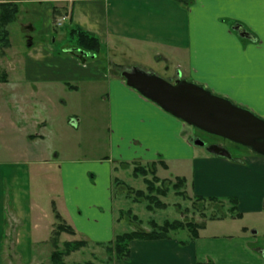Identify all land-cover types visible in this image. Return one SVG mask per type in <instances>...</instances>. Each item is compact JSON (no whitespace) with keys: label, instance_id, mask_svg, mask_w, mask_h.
I'll use <instances>...</instances> for the list:
<instances>
[{"label":"crops","instance_id":"obj_1","mask_svg":"<svg viewBox=\"0 0 264 264\" xmlns=\"http://www.w3.org/2000/svg\"><path fill=\"white\" fill-rule=\"evenodd\" d=\"M32 2H52V15L66 8L64 20L96 36L101 53L104 51L107 59L109 74L100 76L99 65L94 61L84 66L76 64L79 71L84 70L79 77L62 66L36 64L46 58L52 59V49L40 47L39 54L33 56L30 53L33 48L28 46L31 50L21 66L23 80L11 85L13 89L6 90V83L0 84L3 87L0 122L8 139L12 133L18 142L42 146L45 139L53 137L49 129L53 123L44 118L28 117L32 108L22 113L21 99L18 96L9 99L7 95L16 92L22 95L27 90L43 93L46 87L58 89L63 88V84L78 90L82 85L106 81L109 127L115 133L110 155L114 154L116 162L126 170L131 165L154 163L159 179L183 178L189 199L216 201L210 202L211 208L222 211L219 215L211 214L212 219L199 222L202 226L197 230L196 239L190 240L188 233L184 236L175 233L165 240H134L129 244L128 258L114 264H264V156L248 149L247 153L231 154V158L208 153L192 142V133L187 134L184 123L126 87L113 74L114 66L143 71L144 66H160L173 77L171 82L179 74L182 80L203 86L264 120V8L261 7L264 0ZM239 28L248 36H241ZM25 61H32L33 65ZM126 63L131 68L124 66ZM61 69L69 74L62 79L51 74ZM46 72L49 74H42ZM35 104L42 106L44 114L50 116L52 98ZM9 105H20L19 112H10ZM93 117L98 121L96 111ZM44 148L42 158L35 156L33 165L41 166L38 173L43 181L49 179L48 173L57 171L59 209L75 235L96 244L100 239L111 242L116 235L111 200L113 174L117 170L112 165L114 161H104L106 183L101 187L96 180L98 158L89 160L92 162L63 160L65 158L51 147L55 156L50 160L46 152L50 148ZM18 166L21 164L0 165V257L4 248L1 245L9 243L11 231L14 233L13 248L22 264H35V254L49 244V207L53 200L48 199L46 207L42 206L41 199L34 202L27 180L30 172L20 171ZM161 173H169L172 178L162 177ZM4 182L9 193L5 191ZM99 189L106 204L103 211L97 212L94 209L98 204L93 203ZM231 201L239 217L229 213ZM103 212L106 215L104 227L100 224Z\"/></svg>","mask_w":264,"mask_h":264},{"label":"rangeland","instance_id":"obj_2","mask_svg":"<svg viewBox=\"0 0 264 264\" xmlns=\"http://www.w3.org/2000/svg\"><path fill=\"white\" fill-rule=\"evenodd\" d=\"M7 1L17 4L18 10L15 21L7 27L8 45L5 48L0 46V75L4 76V81L0 82V84L6 83L4 85L6 90L13 89L11 85H14L16 81L23 80L21 76V66L29 50L33 48L30 53L36 56L39 54L40 47L43 46L52 49L51 54L53 58H46L41 62H35L36 64L45 67L62 66L63 68L65 67L66 70L70 69V74L79 77V74L84 70L79 71V67L76 64L79 63V65L84 66V64L87 63L93 64L94 61L99 65L97 66V70L100 76L109 74L105 62L107 59L105 55L103 56L104 51L102 53L100 51L98 55H94L93 59H88L89 57L82 58L79 51L75 49L74 41L68 36V31L72 26L66 20L63 21L61 19L67 14L66 8H63L62 11L58 10L57 13H59V15L57 16V13L53 15L51 13L54 5L52 2L38 3L32 2V0H0V3ZM29 45H31V49L28 48ZM25 62L28 65H33L32 61ZM128 64L129 63H126L124 66L131 68V65ZM142 68L146 72L153 73L166 81H171L173 78L167 75L165 69L160 66H144ZM62 69L60 70L61 72L52 71L51 74H55L58 79H62V77L69 74ZM27 74L29 75L30 73ZM42 74L46 75L49 73L46 72ZM113 74L119 77V74L114 72V68ZM37 76L40 75L37 74ZM66 82L68 81H65V83ZM62 86L63 88L58 87V89L56 87H46L42 89L43 93H39V91L34 89L35 91L32 92L31 90H27V92L25 91L22 95L18 92H16L15 95L13 93L7 95L9 99H13L14 96H18L21 99L22 105H24L22 106V113L29 112L30 108H32V113H28V117H35L37 120L44 118L53 123L49 128L53 131V137L51 138L49 136L45 139L42 142V146H36L30 142H18L16 139L17 136H13L12 133L10 134V139H8L9 136L6 133L7 131L0 122V165L8 166L14 163L21 164V166H18L20 171L24 170L30 172V174L27 175V180L32 200L35 202L36 199H41L43 207L47 206L48 199H50V201L53 200L49 207L51 215V219H49L51 226L50 237L55 225L53 207L61 217L63 223L70 228L72 227L59 209L60 200L57 198L59 194V180L57 171L53 170V172L48 173L49 179L43 181L44 178H41L38 173V171L41 170V166H39L38 163H34L33 165L35 156L38 157L40 155V159L42 158L45 146L50 148L49 151H46L50 154V160L55 156V152H51V147H54L55 150L60 153L61 157L65 158L63 160L78 162L83 160L84 162H92L89 160L98 158L99 161L97 162H99V166H95V168L98 169L96 180L101 187L106 183L103 163L105 160H109L110 162L114 161L112 165H114L117 170L115 174H113L115 179L113 180L111 200L113 204L116 234L141 229L148 231V223L150 220L156 221L157 224H162L164 221H184L200 224L199 222L204 220L207 216L210 217L211 214L219 215V213L222 212L216 208L212 209V205L209 202L197 203L189 198L184 200L177 197L174 194V190L170 187L166 197L157 198L161 203L166 205L165 208H153L152 211H148L146 209L148 203L145 200L137 199L135 196V192H146V187L142 182L143 178L140 176H132V169L136 165H131L130 168L126 170L120 166L119 162H116L117 159L114 158V154H112L113 157L110 155V144L112 143V136L115 137V133H112L109 127L108 102L105 100L107 97L106 94L108 93L107 82L100 80L94 84L82 85L78 90H71V88L65 84ZM2 88L3 87L0 85V95L3 90ZM44 98L53 99V104L51 106L52 110L48 117L42 111V106H35L37 105L35 103L44 102ZM19 107L20 105L15 107L11 105L9 110L17 114L19 112ZM25 107H27V109ZM95 111L99 117L98 121L93 117ZM61 116L63 117V121ZM97 124H99V126ZM184 127L186 128L187 134H190V132L192 133V137L197 134L192 127L186 124ZM94 134H96V136H93ZM201 136L199 137L207 143L224 144L231 154L247 153L246 148L235 145L222 138L202 133ZM114 153L117 154L116 152ZM91 166L94 167L93 165ZM137 166L141 167V165ZM147 166L148 165H143L142 168H146ZM160 176L172 178L169 173H161ZM148 179H150V176H148ZM4 188L5 191H8L6 182H4ZM97 195L98 198L93 204H98V208H95L94 211H103L106 202L105 199H103L104 195L100 189ZM202 214L206 215L205 218H203ZM200 215L202 219L199 217ZM100 216L103 217H100L102 218L100 219V224L104 227L106 223L105 212ZM132 217H136L137 220H132ZM174 233H176L175 235L177 236H184V233L187 232L184 230ZM9 235V243L7 238L5 240H7L8 244L4 242L5 246L3 244L1 245L4 248L2 249V257H0V264H22L20 256L15 251V248H13L14 241L12 238L14 233L10 231ZM77 242L83 243L84 246L79 247L68 256L64 257L63 261L65 264H114L115 261H118L113 259V254L108 253L106 247L108 243L105 239H100V243L96 244L88 240H83L75 234L69 235L67 233H61L57 239V247L60 251H64V243L73 244ZM48 243L49 244L41 249L42 251H38L35 254V256L37 255L35 259H33L35 264L49 263V256L54 249L51 242L48 241Z\"/></svg>","mask_w":264,"mask_h":264},{"label":"water","instance_id":"obj_3","mask_svg":"<svg viewBox=\"0 0 264 264\" xmlns=\"http://www.w3.org/2000/svg\"><path fill=\"white\" fill-rule=\"evenodd\" d=\"M238 31L241 36H248L241 28ZM120 76L126 87L182 123L264 156V120L251 111L214 95L203 86L182 80L179 74L173 83L137 68L124 70ZM194 144L206 147L201 142ZM205 150L231 158L228 151L217 146H207Z\"/></svg>","mask_w":264,"mask_h":264},{"label":"trees","instance_id":"obj_4","mask_svg":"<svg viewBox=\"0 0 264 264\" xmlns=\"http://www.w3.org/2000/svg\"><path fill=\"white\" fill-rule=\"evenodd\" d=\"M18 6L13 2H4L0 3V46L2 48L7 47L8 45V31L7 27L15 21L17 16ZM68 36L74 41L75 49L79 51L82 58L86 57H94V55H98L101 51V46L98 38L79 27H71L68 31ZM114 72L119 74L122 71V68L114 66ZM4 81V76L0 75V82ZM161 164V163H159ZM164 166L163 164H161ZM133 177H142L143 183L145 185L146 192L139 191L135 192V196L139 200H145L148 205L146 209L148 211H152L153 208L163 209L166 205L159 201V197H166L169 192V187L174 190V194L177 197H180L184 200H187L188 197L185 193V180L183 178H175L174 181L169 180H160L156 176V165L151 163L146 168H142V166H135L132 169ZM150 176V179H148ZM119 183L118 181H116ZM116 183V184H117ZM193 201L199 202H216L213 200H196ZM53 210V218L55 220L54 229L51 233L50 242L53 246V251L49 256L48 264H65L63 258L68 256L71 252L75 251L81 246H84L83 243H64L63 248L64 251H60L57 245V239L61 233H67L69 235H74L75 232L72 228L65 225L55 211ZM183 213V212H181ZM229 213L234 215L235 217H239L240 215L236 213V205L234 201H231V208L229 209ZM130 214V213H129ZM205 218L206 215H203ZM214 218V216L206 217ZM132 220H137L136 217H132ZM149 230L144 231L143 229L137 231H129L123 232L120 234H116L111 242H109L106 247L109 254H113V259L115 260H126L129 256V244L134 240H165L169 239L174 232L184 231L186 230L189 233L190 240L197 238V230L202 226L201 224H195L193 222H184V221H164L162 224H157L156 221L150 220ZM213 264V263H206Z\"/></svg>","mask_w":264,"mask_h":264},{"label":"flooded vegetation","instance_id":"obj_5","mask_svg":"<svg viewBox=\"0 0 264 264\" xmlns=\"http://www.w3.org/2000/svg\"><path fill=\"white\" fill-rule=\"evenodd\" d=\"M194 130H195V129H194ZM195 131L197 132V134H195V135L191 138L193 143L201 142V143H203L206 147H207V146H211V145H213V146H217V147H219V148L225 149L226 151H228V152L230 153V151L226 148V146H225L224 144L207 143L205 140H203L202 138L199 137V136H201V133H202V132L197 131V130H195ZM198 134H200V135H198ZM202 134H205V133H202ZM205 135H207V134H205ZM201 137H202V136H201ZM230 154H231V153H230Z\"/></svg>","mask_w":264,"mask_h":264},{"label":"snow or ice","instance_id":"obj_6","mask_svg":"<svg viewBox=\"0 0 264 264\" xmlns=\"http://www.w3.org/2000/svg\"><path fill=\"white\" fill-rule=\"evenodd\" d=\"M221 3H227L229 0H220ZM261 7L264 8V3L261 4Z\"/></svg>","mask_w":264,"mask_h":264}]
</instances>
